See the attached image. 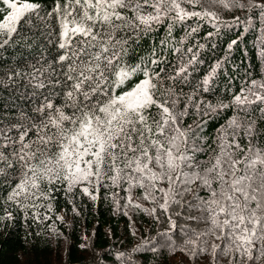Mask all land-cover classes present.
<instances>
[{"label": "snow or ice", "instance_id": "obj_1", "mask_svg": "<svg viewBox=\"0 0 264 264\" xmlns=\"http://www.w3.org/2000/svg\"><path fill=\"white\" fill-rule=\"evenodd\" d=\"M230 2L249 11L259 9L264 17V3ZM198 3L54 0L51 11L41 15L36 0H0L6 6L0 11V48L18 34L22 22L54 17L61 50L56 60L59 72L53 69L55 74L45 77L47 84L40 81L35 85L52 89L40 97L35 115L25 117L26 124L18 121L0 126V175L11 170L18 176L9 200L38 194L46 198L47 186L56 182H66L69 190L81 184L98 185L102 180L113 185L127 182L130 188L144 189L145 198L153 203L156 194L162 193L158 207L164 212L177 204L201 213L187 217L207 226L206 231L185 232L184 243L192 246L193 254L205 250L202 245L208 241L204 237L212 236L226 243L225 254L236 252L249 264L264 258V141L256 143L259 129L252 119V113L258 111L264 120V82L251 81L247 94L235 95L231 105L221 102L220 107H236L238 115L229 119L227 127L242 129L244 136L238 139L234 132L226 140L225 129L219 152L201 162L195 158L200 149L189 145V134L182 126L186 106L184 111L177 107L184 97L180 85L187 83V65L196 56L172 67L171 72L155 51L147 63L133 66L124 60L130 41L135 43L139 35L154 31L165 20L175 23L214 16L184 7L195 8ZM219 67L217 63L203 80L204 92L209 91ZM138 75L142 78L133 83ZM126 83L131 87L123 88ZM193 99L194 95L187 97L189 103ZM191 184L202 186L207 194L181 204L177 197L191 191ZM83 192L91 195L88 186ZM148 211L151 214L156 209ZM212 247L215 252L221 245L213 243Z\"/></svg>", "mask_w": 264, "mask_h": 264}, {"label": "trees", "instance_id": "obj_2", "mask_svg": "<svg viewBox=\"0 0 264 264\" xmlns=\"http://www.w3.org/2000/svg\"><path fill=\"white\" fill-rule=\"evenodd\" d=\"M36 2L41 5V15L54 6V0ZM240 2L249 4V0ZM5 7L0 4V11ZM184 7L214 16L175 23L165 20L154 31L139 35L135 43L130 41L124 60L133 66L147 63L155 51L156 57L166 62L162 66L171 72L172 67L196 56V61L187 65V83L180 85L184 97L177 107L184 111L186 106L182 126L189 134V145L200 149L195 153L196 160L207 162L219 152L225 129L226 140L234 132L238 139L244 136L242 129L227 127L229 119L238 115L236 107L223 108L220 104L231 105L235 95L247 94L251 81L264 82V17L259 9H241L230 0H199L195 8L188 4ZM57 30L54 17L22 22L18 34L0 48V126L18 121L26 124L25 117L35 115L40 97L52 90L35 85L40 81L47 84L45 77L54 75L53 69L59 72ZM188 48L192 52H187ZM217 63L220 67L211 77L209 91L204 92L202 82ZM38 69L46 70L45 74ZM139 78L142 76L133 77L132 82ZM122 87H131V83ZM189 95H194L190 103ZM53 98L59 102L58 97ZM260 116L258 111L252 113L259 129L256 143L264 141V120ZM17 179L11 170L0 175V264H249L236 252L225 254L226 243L212 236L204 237L208 241L202 245L205 250L197 249L193 254L192 246L184 243L185 232L206 231L207 226L187 217L201 213L186 211L177 204L164 212L158 207L163 202L162 193L156 194L153 203L145 198L144 189L130 188L127 182L113 185L110 180H102L98 185L81 184L71 190L66 182H56L47 186L46 198L38 194L9 200ZM85 186L91 195L83 192ZM188 187L191 191L177 197L181 204L207 194L197 184ZM153 208L156 211L150 214L148 210ZM213 243L221 245L215 252ZM256 264H264V258Z\"/></svg>", "mask_w": 264, "mask_h": 264}, {"label": "bare ground", "instance_id": "obj_3", "mask_svg": "<svg viewBox=\"0 0 264 264\" xmlns=\"http://www.w3.org/2000/svg\"><path fill=\"white\" fill-rule=\"evenodd\" d=\"M45 39V38H44ZM31 75V74H30ZM32 82V81H31Z\"/></svg>", "mask_w": 264, "mask_h": 264}]
</instances>
